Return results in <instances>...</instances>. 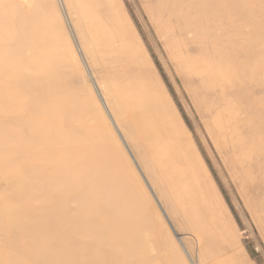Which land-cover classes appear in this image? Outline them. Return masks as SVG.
I'll use <instances>...</instances> for the list:
<instances>
[{
    "label": "rangeland",
    "instance_id": "1",
    "mask_svg": "<svg viewBox=\"0 0 264 264\" xmlns=\"http://www.w3.org/2000/svg\"><path fill=\"white\" fill-rule=\"evenodd\" d=\"M0 2V264H80L63 230L78 201L99 229L137 214L133 264H264V0ZM39 17L53 43L26 50ZM19 51L37 53L27 69ZM44 71L76 104L61 128L83 114L95 129L98 171L35 138L54 111L21 90Z\"/></svg>",
    "mask_w": 264,
    "mask_h": 264
},
{
    "label": "bare ground",
    "instance_id": "2",
    "mask_svg": "<svg viewBox=\"0 0 264 264\" xmlns=\"http://www.w3.org/2000/svg\"><path fill=\"white\" fill-rule=\"evenodd\" d=\"M3 4H4V2H0V31H2L4 29V27L7 26V22H6L7 14L4 13ZM225 27H226V25H225ZM42 28H44V29L42 30ZM29 31H30L29 37L27 38L28 41L25 45H23V48H26V50L27 49H32V50L36 49L37 50V47L40 48V46L47 45V43H51V44L53 43L52 39H51L52 36L49 32L50 28H49V26H47V24L43 18L41 19L39 17L37 20H35L33 23L32 29H30ZM43 33H46V35H43ZM16 38H18V37H15L12 40L14 41ZM21 41H25V40L21 39ZM20 49H21V47H20ZM20 52L21 51H19V53L17 55H14V58H16L14 61L16 63L14 65V67L15 66L16 67L17 66H23V67H26V69H27V67L30 66L34 62V60L37 58V53L35 54L34 58L30 57L27 59L28 56L24 58V56L22 57L21 55H19ZM259 53H261V52H259ZM246 56H248V55H246ZM188 61H189V59L187 60V62ZM8 63L9 64L7 66H11L10 62H8ZM4 64H6V63H4ZM4 64H0V67H2L1 68L2 70H0V84L4 83V82L9 83L7 80L5 81L3 78L4 76H2L3 70L8 69L7 66L4 67ZM39 69L44 70L40 66L38 67V70ZM46 70L48 71V68ZM50 73H51L50 75L47 74L46 71H44V73H42V74L37 73L35 75L36 78L31 81V85H30L31 87L24 88L21 90L22 94H24L23 95L24 98H25V95H31L33 98H38V100L36 101V104H35V108L33 109V111H35V113H34L35 116L40 115L39 117H43V116L51 114L52 111H54L53 112L54 116H52L53 119H52L51 123L45 125V127L43 129H35L34 128L35 131L33 134L35 135V138L38 137L37 141L41 142V143L43 141L48 140L49 136H50V138H53V136H55V140H56L55 145L57 146V148H59V146H62L63 148L64 147L67 148V149L64 148L65 151H63L62 155H64L66 158L76 159V161H78V165H79V163H82L85 167L87 166V167L93 168L94 170L98 171L101 167H103L105 165L104 164L100 165L97 158H99L101 155H105L106 153H104V152L102 153L101 152L102 150L101 151L99 150L100 141L92 142L93 140L89 141V140H86L84 138V135H87V130H89V132H90L91 130L94 131L95 129L93 127H89V126L87 127L84 125V123L82 121L83 120V114H80L81 115L80 119H78V120L75 119V120H72L69 123H67L66 125H70V127H67L66 131H64V128H61V126H60L61 121L63 120L65 122V120H66L65 115L63 113L64 111L66 112V107H68L70 109L76 108V104L71 97H70L69 102L65 103V101L63 100L64 98H61L62 99L61 100L60 97L55 96L58 88L56 85L51 83L52 82L51 78L53 77L52 76L53 73L52 72H50ZM44 74L47 75L48 77L44 80V81H46V83H44V82L41 83V80L44 79V77H42ZM25 78H26V75H24L23 77H20L19 80L24 81ZM13 81H15V80H13ZM14 83H16V82H14ZM12 91H14V93L17 92L16 89H13ZM0 92H1V94H3L4 99L6 98V95H7L8 101H9V98L13 94V93H11V94L7 93L5 95L3 90H0ZM1 94H0V96H1ZM39 95L40 96L42 95L44 97L43 100L39 99V97H40ZM67 97H69V96H67ZM56 98H59L61 100V103L63 104V106H62V104L60 105L56 102L57 101ZM22 101L25 102L24 99L21 100V102ZM76 111L77 112H75V113L79 112V110H76ZM58 125L60 127H58ZM78 127L80 129L77 130V132L73 131L75 128H78ZM92 131H91V133H92ZM59 136H61V137L59 138ZM88 136H89V133H88ZM92 137H90V140ZM96 148H97V150H96ZM75 163H77V162H75ZM55 165H56V163H55ZM75 165L76 164H74V166ZM60 169H61L60 171H63V172H68V171L71 172V169H74V168L64 167V168H60ZM57 171H59V170H57ZM73 171L75 172V174H74V176H75L76 171L75 170H73ZM72 175H73V173H72ZM63 181H65V179H63ZM63 181H59V180L56 181L55 180V182H54L55 190H56V187H61V188H64V191L68 192ZM89 182H90V180H89ZM109 182L114 184V181L111 178H109ZM114 187H115V184H114ZM86 188H88V187H86ZM90 188H91V184H90ZM106 189H109V188L106 187ZM58 190L59 189L56 190V193H55L56 195L58 193H60ZM64 191H63V193H64ZM88 193L89 192H87V194ZM80 194H82V192H80ZM76 195L79 196L78 194H76ZM83 195L84 194H82L80 196H83ZM69 196H71V195H69ZM56 197H60V195H57ZM92 199H94V198H92ZM86 200H89V199H86ZM83 203L85 204V202H83ZM84 204H82L78 201L75 208H73L71 210V215H73V213H76V212H81L82 214H78L76 216L70 217L69 221H67V222L64 220L65 224H63L64 225L63 230L65 231L64 233H66V231H67L68 235H69L67 237V240H66L67 246L72 247L74 245L75 249H77V248L82 249L81 254L84 256L79 257V263L80 264H100L102 262V264H109L111 262L112 264H133L135 258L139 255L141 246H142L144 239H145L144 238L145 236L142 235L143 231H144V228H143L144 225L141 226V224H140L141 222H139L137 214H134L131 212H129L128 214H124L125 219L122 223L112 221L111 219H110V221H108V219H107V221H108L107 228L99 229V228L91 227V226H93L91 224L92 223L91 221H93V220L90 219L87 211L85 212L83 210L84 208L82 209V207L85 206ZM137 205H139V204H137ZM22 217H24V216H22ZM73 217H76L77 222L84 223L87 228L85 230H83V229L78 228L77 226H73L74 225L73 224L74 220L72 219ZM64 221L62 220V223H64ZM60 234H61L60 232H57L56 235L58 236ZM52 235H53V233H52ZM144 235H145V233H144Z\"/></svg>",
    "mask_w": 264,
    "mask_h": 264
}]
</instances>
